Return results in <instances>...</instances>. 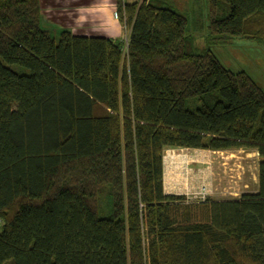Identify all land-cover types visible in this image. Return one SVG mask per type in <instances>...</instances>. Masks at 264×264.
<instances>
[{
  "label": "trees",
  "instance_id": "trees-1",
  "mask_svg": "<svg viewBox=\"0 0 264 264\" xmlns=\"http://www.w3.org/2000/svg\"><path fill=\"white\" fill-rule=\"evenodd\" d=\"M225 1L197 51L163 0H116L124 52L0 0V264H264V91L212 51L264 42V0ZM167 148L254 150L258 191L186 203L164 191Z\"/></svg>",
  "mask_w": 264,
  "mask_h": 264
},
{
  "label": "rangeland",
  "instance_id": "rangeland-1",
  "mask_svg": "<svg viewBox=\"0 0 264 264\" xmlns=\"http://www.w3.org/2000/svg\"><path fill=\"white\" fill-rule=\"evenodd\" d=\"M163 1L164 6L173 8L188 19V32L195 36L197 51L203 50L210 13L209 0ZM220 1L222 5L226 2ZM221 10L219 6L218 13ZM123 25L128 29L125 23ZM50 34L59 39L60 33ZM126 37L128 35L125 33ZM125 38L120 40L122 46ZM212 51L225 68L233 72H246L264 91V42L233 37L226 44L213 46ZM10 66L15 70L20 68L16 64ZM186 105L195 110L200 101L189 99ZM256 155L254 150H249L248 154L242 151L213 154L203 149L167 148L163 157L164 191L183 195L186 203L230 200L245 193H256L258 189L253 179ZM206 171L210 172L209 175Z\"/></svg>",
  "mask_w": 264,
  "mask_h": 264
},
{
  "label": "crops",
  "instance_id": "crops-1",
  "mask_svg": "<svg viewBox=\"0 0 264 264\" xmlns=\"http://www.w3.org/2000/svg\"><path fill=\"white\" fill-rule=\"evenodd\" d=\"M124 1L131 3L138 0ZM40 2L42 7L40 25L49 33L58 34L63 30H69L78 35L104 36L115 41L124 40L125 33L129 34V30L118 18L116 0H40ZM207 151L213 154L233 151L248 154L249 152L243 148ZM255 169L253 179L258 189V154ZM206 172L209 175L210 172Z\"/></svg>",
  "mask_w": 264,
  "mask_h": 264
},
{
  "label": "built area",
  "instance_id": "built-area-1",
  "mask_svg": "<svg viewBox=\"0 0 264 264\" xmlns=\"http://www.w3.org/2000/svg\"><path fill=\"white\" fill-rule=\"evenodd\" d=\"M127 47H128V38H126L125 44L123 46L124 52L127 51ZM3 227H4V219L2 217H0V231L3 229Z\"/></svg>",
  "mask_w": 264,
  "mask_h": 264
}]
</instances>
